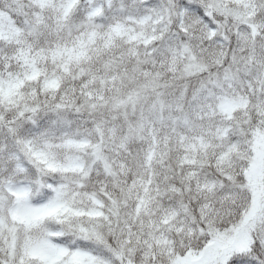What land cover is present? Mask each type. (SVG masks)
Returning <instances> with one entry per match:
<instances>
[{
	"label": "snow or ice",
	"instance_id": "6c2138e0",
	"mask_svg": "<svg viewBox=\"0 0 264 264\" xmlns=\"http://www.w3.org/2000/svg\"><path fill=\"white\" fill-rule=\"evenodd\" d=\"M0 264H264V0H0Z\"/></svg>",
	"mask_w": 264,
	"mask_h": 264
}]
</instances>
